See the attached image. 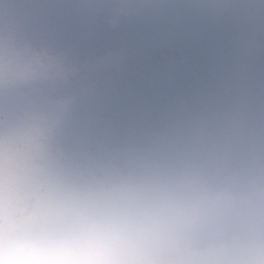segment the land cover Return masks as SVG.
<instances>
[{
  "label": "rangeland",
  "instance_id": "rangeland-1",
  "mask_svg": "<svg viewBox=\"0 0 264 264\" xmlns=\"http://www.w3.org/2000/svg\"><path fill=\"white\" fill-rule=\"evenodd\" d=\"M183 1L189 2L184 9L196 17L201 13L215 18L213 22L221 33L234 38L238 31L242 48L255 44L264 47V0ZM18 3L31 10L35 33L21 19L28 11L19 13L15 9ZM173 8L170 0H0V95L10 102L0 105L1 116L8 123V127L0 123V216L5 198L14 215H53L62 208L73 186L107 175L153 173L182 179L211 177L221 170L264 169V78L246 94L222 88L209 93L219 77L223 78L220 74L224 69L201 51L200 55L194 52L197 49L193 44L198 47V43L191 36L183 38L182 34L187 36L185 29L182 33L169 13ZM129 17L146 22L140 32L119 41L123 44L119 46L106 40L109 34L102 24L99 32L89 33V43L83 32L77 33L76 25L72 28L67 22L76 21L83 29L97 21L98 28V22L118 23L116 19ZM153 30H157L155 38L161 35L155 47L160 55H155L152 48L150 55H143L142 41L136 45L131 40L136 42ZM78 35L82 38L79 43ZM183 45L191 52L182 51ZM125 52L130 54L116 57ZM146 58L151 60L144 61ZM239 66L242 76L238 77V86H251L257 75L247 73L244 63ZM112 89L120 101L105 100L101 109L78 108L84 98L90 100L95 94L100 98ZM11 101L18 107H9ZM29 104L34 105L36 116L24 111ZM56 105L62 115L57 114ZM69 111L75 113V119L85 116L86 123L96 130L104 127L103 121H89L96 116L110 127L123 130H115L105 150L88 148L72 125L66 129L61 120L56 123L55 118L63 114L73 116ZM160 121L169 126L175 122L172 126L178 135L167 127L158 130ZM9 137L15 138L11 146ZM229 138L240 145L233 147L226 141ZM224 141V145L216 144ZM180 148L183 153L175 151V159L170 160L180 170L184 161L189 162L184 176L164 174L154 166L158 165L160 149L164 152L159 159L165 161L166 152ZM86 152L91 154L86 156ZM190 152L193 157L183 160L182 155ZM254 240L257 245L250 244L260 261L247 258V251L235 239L222 235L179 242L182 255L169 264H264V220L255 226L250 242Z\"/></svg>",
  "mask_w": 264,
  "mask_h": 264
},
{
  "label": "clouds",
  "instance_id": "clouds-1",
  "mask_svg": "<svg viewBox=\"0 0 264 264\" xmlns=\"http://www.w3.org/2000/svg\"><path fill=\"white\" fill-rule=\"evenodd\" d=\"M261 220L264 169L107 175L80 181L47 217L14 215L5 198L0 264H169L182 255L179 242L222 235L260 261L250 239Z\"/></svg>",
  "mask_w": 264,
  "mask_h": 264
},
{
  "label": "snow or ice",
  "instance_id": "snow-or-ice-1",
  "mask_svg": "<svg viewBox=\"0 0 264 264\" xmlns=\"http://www.w3.org/2000/svg\"><path fill=\"white\" fill-rule=\"evenodd\" d=\"M14 139H15L14 137H9L8 143L10 146L14 143Z\"/></svg>",
  "mask_w": 264,
  "mask_h": 264
},
{
  "label": "bare ground",
  "instance_id": "bare-ground-1",
  "mask_svg": "<svg viewBox=\"0 0 264 264\" xmlns=\"http://www.w3.org/2000/svg\"><path fill=\"white\" fill-rule=\"evenodd\" d=\"M31 114H33V110H30Z\"/></svg>",
  "mask_w": 264,
  "mask_h": 264
}]
</instances>
